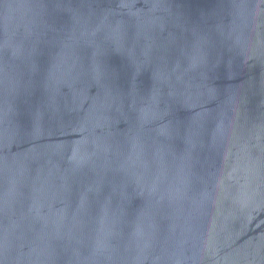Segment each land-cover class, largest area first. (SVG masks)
Instances as JSON below:
<instances>
[{"label":"water","instance_id":"95a60500","mask_svg":"<svg viewBox=\"0 0 264 264\" xmlns=\"http://www.w3.org/2000/svg\"><path fill=\"white\" fill-rule=\"evenodd\" d=\"M0 264H264V0H0Z\"/></svg>","mask_w":264,"mask_h":264}]
</instances>
